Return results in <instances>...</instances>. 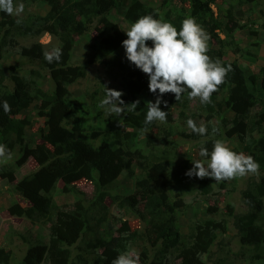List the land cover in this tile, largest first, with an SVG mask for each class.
I'll return each instance as SVG.
<instances>
[{
    "label": "trees",
    "instance_id": "1",
    "mask_svg": "<svg viewBox=\"0 0 264 264\" xmlns=\"http://www.w3.org/2000/svg\"><path fill=\"white\" fill-rule=\"evenodd\" d=\"M168 1L170 4L167 5ZM253 1L255 0H238L237 5L240 7ZM215 2L216 0H161L160 3L151 5L140 0H129L128 3L124 0H14L17 5L39 3L46 6L47 11L44 15H29L25 19L0 11V59L5 52L8 37H31L39 32L55 38L59 43L57 48L63 53L59 62L48 63L45 59L47 51L42 44L35 42L21 47L16 53L21 59L35 65L36 68L31 69L28 76L18 73L21 72L19 65L12 64L8 67L10 76H6L5 70L0 69V144L6 145L11 153L18 147L20 157L15 160L16 168L23 166L29 158L38 167L16 182L13 188L16 195L29 203L17 210L15 215L32 224H48L47 243L30 247L17 264H112L119 253L130 251L138 235L136 232L118 235L110 233L112 227L106 219L107 198L118 209L138 211L140 217L145 219L143 212L139 210V204L143 205L149 216L159 213L158 216L162 217L161 207L172 213L174 206L181 204L186 190L175 193L178 197L176 204L168 201L167 194L176 188L181 190L179 188L183 187L185 180L196 183L198 196L216 194L206 178L201 180L185 175L191 169L189 160L184 161L176 173L170 174L159 156L150 163V157L144 156L137 148V131L142 132L145 127L151 130L157 122L147 126L144 123L148 102H155L156 95L149 91V81L145 74L134 65L122 75L117 90L124 93L121 98L125 104L140 101L135 110L125 109L129 116L125 122L126 127L133 132L124 141L122 153L115 141L121 139V132L113 131L115 140H109L104 138L102 128L87 130L83 125V118L75 115V103L68 90L71 84L85 76L82 67L70 64L75 37L85 35L91 27H94L98 40L90 45L91 57L87 63L113 64L122 41L127 39L120 28L112 24L113 12L124 18L130 27L139 17L152 15L172 23L178 31L185 18L194 17L210 34L209 44L217 42L223 48L224 41L217 32L221 24L212 10ZM155 5L161 9L167 5L166 10L163 9L161 14ZM237 13L243 14L240 9ZM261 27L264 29V22ZM248 34L253 38L258 36L254 28H249ZM234 41L229 36L227 45L235 56L240 57L241 52L246 51ZM253 46L257 47L258 44L254 42ZM208 53L213 60L219 59L223 66H231L232 71L228 73L226 83L219 86V90L226 91L227 96L218 100V90L211 97L212 103L204 105L199 102L200 111L186 116L197 125H206L207 136H199L192 130L182 136L193 141L202 139L203 142H200L205 147H212L217 136L223 132L226 138L237 136L243 153L253 156L259 163L258 180L248 181L246 188L241 191L242 201L248 210L236 214L233 207H228L226 213L232 218L240 245L258 249L264 246V215H261L264 209V139H255L252 135L264 123V66L257 73L247 75L237 59L222 60L213 49H209ZM246 54L253 56L249 52ZM48 83L52 88L44 90L43 86ZM170 94L162 97L168 102L167 107L163 103L160 105L161 110L168 113L166 122L171 121L172 108L176 104H180L181 109L189 107L186 96L182 95L177 101L175 95ZM4 101L10 105L9 112L4 111ZM28 108H32L35 115L43 119V127L39 130L42 142L34 148L29 147L24 134L25 128L32 122L21 117ZM226 112L232 113L231 119L224 116ZM179 117L184 118L183 110H180ZM213 119H219L221 126V130L215 134L212 129H217L218 126H213ZM96 140L101 141V146L91 145L90 141ZM134 155L149 166L144 168V175L136 181L133 193L114 195L111 189L119 176L123 172L130 173L133 169ZM75 174L92 183V196L89 199L82 198L83 193L74 190L79 197L70 207L51 204L49 200L57 183L64 177ZM12 175V170L1 174L3 178H12ZM228 182L226 180L219 184L223 187ZM84 201L89 203L91 214L83 205ZM215 202L216 205L207 207V212L213 215L218 214L217 200ZM45 205H49L48 211ZM93 218L94 230L90 227V219ZM159 221L150 228L153 237L150 236L149 245L151 249L155 248V253L150 260L146 257L140 264H206L193 253L190 246L195 244L210 251L216 245L217 234L226 232L225 220H205L200 228L188 227L186 235H181L171 220ZM102 223L106 226L101 229ZM187 242L192 244H186ZM168 250L174 253L171 254ZM254 257L261 258L262 254L259 252ZM217 263L224 264L223 259H217L215 264ZM0 264H12L9 250L0 248Z\"/></svg>",
    "mask_w": 264,
    "mask_h": 264
},
{
    "label": "rangeland",
    "instance_id": "2",
    "mask_svg": "<svg viewBox=\"0 0 264 264\" xmlns=\"http://www.w3.org/2000/svg\"><path fill=\"white\" fill-rule=\"evenodd\" d=\"M140 1L151 5L160 3L153 0ZM124 2L128 3L129 0H124ZM237 3L238 0H216L215 5L212 6L214 16H217V20L221 24V28L217 32L219 38L224 41V46L222 48L217 42H212V44H209V49L215 50L216 55H220L222 60L233 61L237 59L248 75L257 73L259 69L264 66V29L261 27V24L264 22V17H262L264 12V0H255L252 3H246L240 7ZM168 4H170V1L167 2V5ZM167 5L163 6V9L166 10L165 7ZM155 7H157L156 9H158L160 13L163 11L160 6L155 5ZM238 9L241 10L243 13L242 15H238ZM46 11L47 7L39 3L23 4V11L18 16L25 19L29 15H44ZM111 19L112 24H116L126 35L125 31L131 28L127 21L115 12L112 13ZM226 25H228V27H225ZM244 25H246L247 28L244 27ZM249 28L257 30L258 36L256 38L248 34ZM229 36L235 40L234 42L239 43L244 51L253 54V56L247 55L246 52L243 51L241 52L242 56H235L231 48L227 45ZM7 40V46L4 49L5 52L0 59V69L5 70L6 76H10L8 67L12 64L19 65L21 67V72L18 73L26 74V76H28L31 69L36 68L35 65L21 59L18 54H16L21 47H27L32 43L39 42L43 45L45 51L51 52L59 46L55 38L43 32H39L38 35L35 36L24 38L11 36L8 37ZM97 40L94 27H91L85 35L75 37V45L70 64L82 67L85 76L71 84L68 90L75 103V105H73L75 108V115L83 118V125L87 130L102 128L104 131V138L109 140L114 139L113 131L121 132V139L114 140L119 144L118 150L122 153L124 141L133 132L131 129L127 128L125 124L129 116L126 112L122 113L119 117L114 114L108 115L107 109L101 108L99 105L106 95L103 85H107L110 89L118 90L122 75L124 73L126 74L133 67L126 59L123 47L116 52V58L113 64H100L98 62L88 64L87 61L91 57L90 45ZM254 42L258 44L257 47L253 46ZM148 44L152 46L151 41H149ZM207 54L209 55V53ZM145 78L149 81L146 74ZM7 84H9L8 81ZM51 88L49 83L43 86L44 90H49ZM218 92V100L226 98V91L222 92L219 90ZM183 95L188 98L187 93ZM170 96H172V94H170ZM188 104L189 107L187 109H181V105L176 104L172 108V119L170 122H157L156 126L146 133L137 131V148L144 156L150 157V163L152 161L154 162L156 156H159L160 160L164 161L170 174L176 173L178 168L183 165V162L186 160H189L188 165L192 168V162L201 160L207 163L209 159L208 157H201L199 155V149L202 145L200 141L203 142L202 139L193 141L185 139L182 136V134L191 132V129L187 125L188 117L186 116L200 111L198 99H189ZM180 110H183V119L179 117ZM224 116L231 119L232 113L226 112ZM21 117L28 118L32 122L29 127L25 128L24 134L29 147L34 148L37 144L42 142L39 137V130L43 127V119L37 117L32 108L25 110ZM218 120L219 119L212 120L213 126H218L217 131L221 130ZM252 136L255 139H264V123L257 127ZM217 139L222 140L233 151L237 153L243 152L239 146L241 145L240 139L237 136L226 138L223 132V134L217 136ZM90 143L94 147L101 146L100 140L90 141ZM212 147H207L209 152H211ZM130 153L133 154L132 152ZM19 157L18 147H15L12 152L11 160L7 163L0 164V248L10 251L12 264L19 263L30 247L36 244L47 243L48 240V224H32L28 220L19 218L15 215L17 210L24 206H28L29 203L16 195L13 188L16 182L24 176L33 173L38 168L31 158H29L23 166L16 168L15 160ZM133 157L135 158L133 169L130 173L123 172L119 176L111 189L114 195L124 196L133 193L136 181L144 175L146 170L144 168H148V163L144 164L143 161L139 160L137 155ZM9 170L13 171V177L9 178L5 176L6 178H3L1 174ZM259 175H248L229 180L223 187H221L219 183H216L214 179L206 178L213 186V193H216L208 197L198 196L196 183L191 180H185L182 183L183 187L179 188L181 190L176 188L167 194L168 201L176 204L178 202V197H176L175 193L186 190L181 204H176L172 213H169V211L161 207L160 212L163 213L162 217L158 216L159 213L149 216L143 205L139 204V210L143 212L145 217V219H143L140 217L138 211H132L128 208L124 210L118 209L115 204L107 198L105 202L108 207L106 219L110 222L112 227L110 233L118 235L136 232L138 239L132 244L131 250H135V252L139 254L140 261L144 260L146 257L150 260L155 253V248L151 249L149 245L150 236L153 237L150 228L152 224L160 222L159 220H171L173 226L179 230L181 235L187 234L188 227L198 226L200 228V225L205 220H225L226 232L217 234V241L214 243L216 245H213L210 251H208L193 244L190 246L193 253L204 260L206 264H215L217 259H223L224 264H264V246L258 249H255V247L241 246L236 235V230L233 227L232 218L226 215L228 207H233L234 213L236 214L248 210L242 201L241 191L246 188L248 181H257ZM74 190L82 192V198L89 199L93 193V185L79 174L66 176L57 183L49 202L61 207H70L77 197H79ZM215 200H217L218 206L217 215L207 212L208 206L216 205ZM82 203L88 208L89 214H91L89 203L86 201ZM45 209L48 211L49 205H45ZM261 215H264V209ZM172 218H174V220H172ZM94 220L95 218L90 219V227L93 230L95 226ZM105 226L106 224L102 223L101 229ZM140 237L143 238L140 239ZM159 244H161V242H159ZM186 244L192 243L187 242ZM218 244H221V246ZM168 251L171 252V254L174 253L171 250ZM259 252L262 254V257L255 258L254 256Z\"/></svg>",
    "mask_w": 264,
    "mask_h": 264
},
{
    "label": "clouds",
    "instance_id": "3",
    "mask_svg": "<svg viewBox=\"0 0 264 264\" xmlns=\"http://www.w3.org/2000/svg\"><path fill=\"white\" fill-rule=\"evenodd\" d=\"M161 2V0H153ZM213 10V9H212ZM0 11L9 15H19L23 4H15L14 0H0ZM19 23V20L17 21ZM127 39L122 41L126 59L149 78V91L156 95L155 102H148L145 125L154 122L165 123L168 113L161 110L165 94H174L179 101L187 93L188 99H198L201 104L212 103V95L219 86L226 83L231 66H223L219 59L213 60L209 52L210 34L197 23L194 17L185 18L179 29L169 22L154 18L152 15L139 17L128 31ZM151 41L152 46L148 42ZM63 53L59 48L45 53L48 63L59 62ZM105 88V98L100 107L107 109L108 115L121 116L125 109L135 110L140 101L125 104L121 98L124 93ZM5 112L11 110L7 101L3 102ZM188 127L199 136H207L208 128L204 124L197 125L192 119L187 121ZM147 127L142 132H147ZM217 129L213 128L215 134ZM201 157H208L207 163L197 160L185 175L198 179L211 178L216 183L233 180L248 175H259L260 165L251 155L237 153L222 140H215L211 152L203 144L199 149ZM12 153L6 145L0 144V164L7 163ZM112 264H140L139 254L135 250L119 253Z\"/></svg>",
    "mask_w": 264,
    "mask_h": 264
}]
</instances>
